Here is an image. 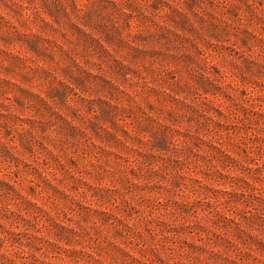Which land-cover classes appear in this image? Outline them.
I'll return each mask as SVG.
<instances>
[{
    "label": "rangeland",
    "instance_id": "374dc122",
    "mask_svg": "<svg viewBox=\"0 0 264 264\" xmlns=\"http://www.w3.org/2000/svg\"><path fill=\"white\" fill-rule=\"evenodd\" d=\"M0 264H264V0H0Z\"/></svg>",
    "mask_w": 264,
    "mask_h": 264
}]
</instances>
